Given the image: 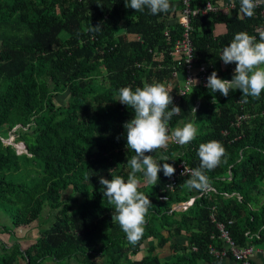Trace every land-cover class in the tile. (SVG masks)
Masks as SVG:
<instances>
[{"label":"trees","instance_id":"trees-1","mask_svg":"<svg viewBox=\"0 0 264 264\" xmlns=\"http://www.w3.org/2000/svg\"><path fill=\"white\" fill-rule=\"evenodd\" d=\"M208 1L222 0L191 5ZM234 1L227 14L191 21L195 60L208 56L222 63L214 69L222 79L234 73L235 64L225 65L220 57L235 34L244 31L259 41L264 31V14L247 17L240 0ZM179 8L178 0H170L167 13L153 15L125 7L124 0H0V212L13 231L32 226L44 209L53 212V223L38 228L27 247L1 243L0 264H219L210 252L223 247L218 224L238 248L264 244V91L259 98H245L240 90L224 97L194 87L175 104L181 112L169 130L194 121L196 138L184 146L170 139L146 155L167 156L175 169L180 162L193 169L200 165V144L221 142L226 152L206 172L208 191L188 187L186 176L174 193H164L168 177L162 170L155 185L137 173L138 191L152 201L142 237L130 244L112 221L114 205L103 196L99 178L119 175L126 181L135 155L124 128L134 110L117 101L118 90L155 82L167 87L176 71L178 80L167 87L174 103L183 68L170 55L180 36L170 15ZM91 24H101V30L90 31ZM195 102L191 114L186 106ZM241 114L249 119L236 125ZM11 131L26 153L4 143ZM162 194L168 201H160ZM191 199L186 210L172 211ZM0 234L11 231L0 225ZM166 245L169 257L160 254ZM228 255V264H241Z\"/></svg>","mask_w":264,"mask_h":264},{"label":"clouds","instance_id":"clouds-1","mask_svg":"<svg viewBox=\"0 0 264 264\" xmlns=\"http://www.w3.org/2000/svg\"><path fill=\"white\" fill-rule=\"evenodd\" d=\"M124 2L125 7L141 12L147 8L153 15L167 13L170 9V0H124ZM240 4L241 13L245 16L261 15L260 12H254L257 6L256 0H240ZM89 30L98 32L101 30V24L96 26L91 24ZM220 59L225 65L234 63V73L231 79H222L214 70L217 67H214L213 72L207 77L208 89L214 93L219 92L224 97L229 95L230 90H240L245 98L260 97L261 92L264 91V31L259 32V41L256 36L247 32L236 33L230 44L223 49ZM218 64L223 66L222 63ZM187 81L198 83L195 79ZM118 92L117 101L134 110V118L127 121L124 128L127 148L133 150L135 155L128 160L131 171L126 181L122 176L111 175V179L101 176L99 183L103 186V196L114 205L112 221L120 225L129 243L134 245L144 233L146 216L152 206L149 197L138 191L141 177H138L137 173H142L148 183L155 185L161 170L168 178L176 171L172 164L167 163L169 160L167 156L161 155L157 159L154 155H146V153H154L155 150L166 147L170 139H174L181 146L187 145L196 138L198 128L194 121H189L170 132L169 121L174 115H178L181 109L173 103L171 92L162 82L146 83L143 87H136L135 90L131 86L122 87ZM192 110L196 113L195 108ZM225 152L221 142L216 140L200 144L199 167L184 168L181 173L190 176L185 181L186 185L200 191L208 189L210 181L206 172L220 165ZM161 161L165 162L161 165ZM192 202L193 199L178 204L172 211L180 208L179 211L186 210L182 205L186 204L189 207Z\"/></svg>","mask_w":264,"mask_h":264},{"label":"built area","instance_id":"built-area-1","mask_svg":"<svg viewBox=\"0 0 264 264\" xmlns=\"http://www.w3.org/2000/svg\"><path fill=\"white\" fill-rule=\"evenodd\" d=\"M180 4L179 9H174V12L170 15V18L176 20L177 29L174 30L177 33H180V36L174 41L173 48L170 52V55L174 57L178 66L183 68V79L178 86V93L174 99V104L179 103L181 99L188 93H190L194 87H206L207 77L213 72L214 67H218L219 64L212 61L209 57L200 58L198 61L195 60L193 54V45L190 38L191 30V21L196 18H204L210 14H216L220 11L225 12L226 14L235 9L234 0H222L219 2H205L197 7H192L191 0H178ZM257 6L254 9V12H260L261 15L264 14V0H256ZM175 8V5H173ZM165 35L169 39V33L165 32ZM178 72L173 71L171 74L170 81L166 84L168 88L171 87V80H178ZM195 79L198 83L195 84L194 81L189 82L187 80ZM182 105H185L182 103ZM197 102L189 104L186 108H190V113L192 114V108H195ZM249 119V116L246 114H241L237 118L238 125L240 122H244ZM175 142L174 139H172ZM176 143V142H175ZM178 144V143H176ZM185 169H191L184 162H180L177 167L175 174L168 178L164 186V193L170 192L174 193L175 188L178 184V181L186 176H189L187 173L181 175ZM208 189L203 190L202 193H206ZM159 199L163 202L168 201V195L162 194ZM218 229L221 232L220 237L223 239V247L220 251L211 248V254L220 259L221 261H228V253L231 254V258L235 262H240L241 264H256L252 261V258L255 254V247L252 245H246L245 247L238 248L234 242L229 238L228 231L225 229L223 224H218ZM195 250V249H194Z\"/></svg>","mask_w":264,"mask_h":264},{"label":"rangeland","instance_id":"rangeland-1","mask_svg":"<svg viewBox=\"0 0 264 264\" xmlns=\"http://www.w3.org/2000/svg\"><path fill=\"white\" fill-rule=\"evenodd\" d=\"M219 29L221 27H218ZM67 98V94H64L62 99L66 100ZM58 104H63L61 101H58ZM14 131H11L9 133V138L7 140H5V143H12L13 146H16L18 148V152L17 153H25V148H23L22 146H19V143H14L15 140V136L13 135ZM16 148V149H17ZM17 178L18 179H25L26 176L25 175H21V174H17ZM69 192L70 191H66L63 194V198L62 199H67L69 196ZM76 196V195H75ZM79 201H81L80 197L76 196ZM47 209H44L40 219L38 221H36L32 226L28 227V228H19L16 229L15 231H13V229L11 228V221L9 219V217L7 215H5L3 212H0V225L5 226V228L9 231H11V235H6V234H0V255H1V243L4 244H8L11 245L14 242H18L20 243L22 248L27 247L28 245H30L31 243L34 242V240L36 239V237L38 236V228H40V231H44L45 229H47L52 223H53V218L50 216V212L47 211ZM47 215V216H45ZM13 231V232H12ZM181 242H184V240H182ZM99 263H102L100 259H97ZM47 264H54L51 263L49 260L46 261ZM73 264V262H71ZM21 264H24V262L21 261ZM56 264V263H55ZM61 264V263H58Z\"/></svg>","mask_w":264,"mask_h":264},{"label":"crops","instance_id":"crops-1","mask_svg":"<svg viewBox=\"0 0 264 264\" xmlns=\"http://www.w3.org/2000/svg\"><path fill=\"white\" fill-rule=\"evenodd\" d=\"M182 240H186L184 238H181L180 241ZM151 244V243H150ZM146 248V246L144 245L143 246V250ZM255 254L252 258V261L256 264H264V244L263 245H260V246H257L255 247ZM169 252H170V249L169 247L166 245L163 250L161 251L160 254H162L163 256L165 257H169ZM219 264H228V261H221Z\"/></svg>","mask_w":264,"mask_h":264},{"label":"water","instance_id":"water-1","mask_svg":"<svg viewBox=\"0 0 264 264\" xmlns=\"http://www.w3.org/2000/svg\"><path fill=\"white\" fill-rule=\"evenodd\" d=\"M8 145H10L11 143H7ZM20 144V146H22V147H24L25 148V150H26V147H25V145L23 144V143H19ZM17 148V147H16ZM17 150H18V148H17ZM184 208H187L188 207V205H186V204H184V205H182ZM180 206H178V208H179ZM181 209V208H180ZM179 209V210H180ZM179 210H177V211H179Z\"/></svg>","mask_w":264,"mask_h":264}]
</instances>
